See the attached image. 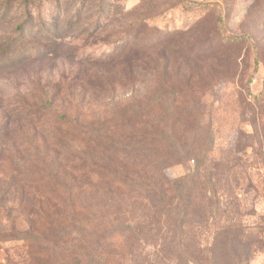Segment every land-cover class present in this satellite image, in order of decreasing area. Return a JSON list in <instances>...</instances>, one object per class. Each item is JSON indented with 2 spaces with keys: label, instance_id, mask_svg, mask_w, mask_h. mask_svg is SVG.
<instances>
[{
  "label": "rangeland",
  "instance_id": "obj_1",
  "mask_svg": "<svg viewBox=\"0 0 264 264\" xmlns=\"http://www.w3.org/2000/svg\"><path fill=\"white\" fill-rule=\"evenodd\" d=\"M21 1L0 264H264V0Z\"/></svg>",
  "mask_w": 264,
  "mask_h": 264
},
{
  "label": "trees",
  "instance_id": "obj_2",
  "mask_svg": "<svg viewBox=\"0 0 264 264\" xmlns=\"http://www.w3.org/2000/svg\"><path fill=\"white\" fill-rule=\"evenodd\" d=\"M34 3L33 5H35V6H39V5H41V2L42 1H35V0H22L21 1V8L27 13V15H29L30 16V18H31V21H32V23H34L35 22V18H34V15H33V13H32V11H33V6H32V8L30 9V4L31 3ZM32 10V11H31ZM40 20H43V19H40ZM18 33H19V39L17 40V41H19L20 39H26V37H25V33H24V30H23V27L22 26H19L18 27ZM13 45H14V43H13ZM8 52H12L11 51V49H7V50H5L3 53H8ZM47 100H48V97H47ZM183 185L182 184H179L178 185V188H179V191H180V193H183ZM183 197V196H182ZM185 204H184V206L186 207L185 209L186 210H188V207L186 206V204H187V202H184ZM184 208V207H183ZM249 253V252H248Z\"/></svg>",
  "mask_w": 264,
  "mask_h": 264
}]
</instances>
